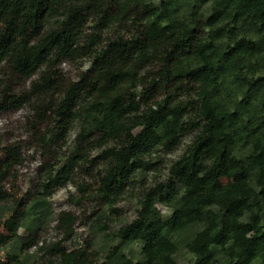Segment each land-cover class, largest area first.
<instances>
[{"label": "clouds", "instance_id": "9594fccd", "mask_svg": "<svg viewBox=\"0 0 264 264\" xmlns=\"http://www.w3.org/2000/svg\"><path fill=\"white\" fill-rule=\"evenodd\" d=\"M0 264H264V0H0Z\"/></svg>", "mask_w": 264, "mask_h": 264}]
</instances>
